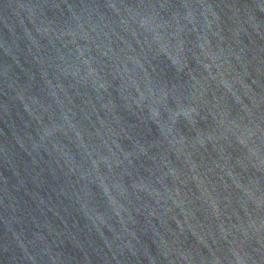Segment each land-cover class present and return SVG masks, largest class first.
<instances>
[{
    "label": "water",
    "instance_id": "water-1",
    "mask_svg": "<svg viewBox=\"0 0 264 264\" xmlns=\"http://www.w3.org/2000/svg\"><path fill=\"white\" fill-rule=\"evenodd\" d=\"M0 264H264V0H0Z\"/></svg>",
    "mask_w": 264,
    "mask_h": 264
}]
</instances>
